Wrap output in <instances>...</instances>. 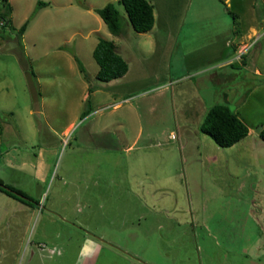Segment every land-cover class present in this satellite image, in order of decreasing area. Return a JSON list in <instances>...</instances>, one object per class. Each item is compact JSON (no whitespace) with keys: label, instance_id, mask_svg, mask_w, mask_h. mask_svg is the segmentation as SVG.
Instances as JSON below:
<instances>
[{"label":"rangeland","instance_id":"rangeland-1","mask_svg":"<svg viewBox=\"0 0 264 264\" xmlns=\"http://www.w3.org/2000/svg\"><path fill=\"white\" fill-rule=\"evenodd\" d=\"M147 1L154 26L136 33L120 0H8L9 21L0 24V181L66 222L51 224L69 230L64 264L95 260L75 259L74 227L142 264H264V196L252 203L251 193L264 189V158L243 166L198 131L205 113L192 105L216 87L204 110L227 105L258 138L264 81L253 89L218 81L221 63L236 56L264 70V0ZM108 3L122 16L118 36L95 12ZM99 39L128 63L123 78L96 79ZM18 211L4 206L0 244L20 241L27 217ZM98 264L116 263L101 256Z\"/></svg>","mask_w":264,"mask_h":264},{"label":"crops","instance_id":"crops-1","mask_svg":"<svg viewBox=\"0 0 264 264\" xmlns=\"http://www.w3.org/2000/svg\"><path fill=\"white\" fill-rule=\"evenodd\" d=\"M228 1L229 0H225V2ZM249 9L253 13L255 11V5H252ZM223 19L225 20L226 18L224 17ZM233 19L236 20L237 16H234ZM207 21L214 22L215 18L210 20L207 19ZM254 21L255 19H253V22ZM260 21L264 22L263 19H261ZM254 24L255 23L251 25V36L254 35L256 32L253 29ZM249 36L250 35H248L247 37L249 38ZM238 46V52L240 54L243 53L244 49L246 48V44L241 43V45L238 44ZM246 64L247 63L245 62V60L238 56L230 60L227 59L226 61L221 63V72L219 73V77L221 78L218 81L220 86L225 85L224 87L231 86L232 88L241 86L243 88L247 87L249 89H253L255 87L260 86L264 81V70L258 67L252 69ZM235 72H243V75H247V78H236ZM247 79L248 82H245ZM215 88L216 87H212V89L206 91L203 96L197 98L194 104H192L194 107H198L203 110L205 115L209 108L214 105H217L212 104L207 111H205L206 109L204 110V107L208 106L206 104V101H211L212 98L216 95L217 90ZM92 94L93 92L89 93L88 97H90ZM85 98L86 95L83 96V100ZM241 101H243L242 98H240L237 103ZM236 115L249 128L248 123L244 119H242L238 114ZM200 124L201 123H199L198 126H200ZM198 131L200 132L199 127ZM228 149L234 151L233 153L235 156H237L238 161L242 163L245 167L252 166L253 168H257L258 166H260V159L264 158V141L260 139L259 135L258 138L254 139L251 129H249L248 136L245 139ZM244 186L245 185H239V192L242 191ZM251 193L254 196L252 199V203H254L256 201L255 196H264V189H257L256 187V189H252ZM24 195L28 198V200H30L29 203H24L22 201L16 200L0 192V224L2 223V211L5 205L14 206L15 208H18L19 213L17 214H19L23 218L27 217V227L24 228L23 231L19 234L22 236L20 241L16 244H0V264H64L63 257H65V255H62L64 253L63 248L66 245L65 243L68 242L69 237L67 236L65 238L66 241H63L61 239L64 233L65 235H68L69 230L67 227L63 228L62 226H59L55 230H51V224L54 223V219H57L62 224L66 222L59 220V218L50 210L37 212L33 207L36 206V203L34 202L32 197L27 194ZM31 200H33L34 203ZM36 202L39 203L40 200ZM40 219L41 223L36 234V227ZM74 229L80 231L81 233L79 238L80 244L78 245V251L76 253L75 259L80 260L83 258L82 262H85L86 259L91 260L93 257V259L95 258V260L94 263H92L98 264V260L101 258V256H103L108 261H115L116 264H135V261L137 263H140L136 260V257H131L129 254L123 253L117 248L113 247L114 245L111 246L110 243H105V241L101 239L103 238L102 236L98 235V237H95L94 235H92V233L90 234L84 232V230L82 229L75 227ZM28 232L29 238L27 239L26 236ZM9 254H14V258L10 262H8L7 260ZM53 256H56L57 259H53ZM133 256H136V254ZM140 264H142V262Z\"/></svg>","mask_w":264,"mask_h":264},{"label":"trees","instance_id":"trees-1","mask_svg":"<svg viewBox=\"0 0 264 264\" xmlns=\"http://www.w3.org/2000/svg\"><path fill=\"white\" fill-rule=\"evenodd\" d=\"M120 3L127 15V19L136 33H147L154 26V7L147 0H120ZM46 4H41V7ZM97 15L102 19L108 31L118 36L122 32V16L114 4L108 3L103 8L95 9ZM11 14V6L8 0H0V24L6 25ZM28 25L26 21L20 28L23 34ZM92 57L98 65L96 79L103 83L123 78L128 72V63L117 53V48L112 41L99 39L92 51ZM81 72H84L80 61L75 57ZM88 113L83 112L82 117ZM202 134L210 137L220 148H230L248 136L249 128L241 121L231 109L224 104H217L209 108L203 121L199 126ZM259 137L264 141V128L259 133ZM0 192L6 195L29 203L30 200L20 191L4 185L0 181ZM21 195L22 197L17 196Z\"/></svg>","mask_w":264,"mask_h":264},{"label":"water","instance_id":"water-1","mask_svg":"<svg viewBox=\"0 0 264 264\" xmlns=\"http://www.w3.org/2000/svg\"><path fill=\"white\" fill-rule=\"evenodd\" d=\"M263 129V128H262ZM17 196H19V197H22L21 195H19V194H16ZM22 198H24V197H22Z\"/></svg>","mask_w":264,"mask_h":264}]
</instances>
